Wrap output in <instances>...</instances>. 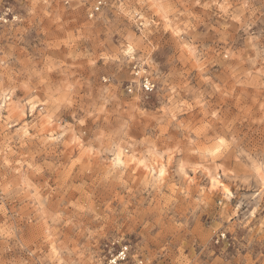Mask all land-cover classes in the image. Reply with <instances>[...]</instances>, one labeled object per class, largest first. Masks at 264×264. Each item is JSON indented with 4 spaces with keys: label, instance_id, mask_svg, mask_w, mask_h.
Segmentation results:
<instances>
[{
    "label": "rangeland",
    "instance_id": "374dc122",
    "mask_svg": "<svg viewBox=\"0 0 264 264\" xmlns=\"http://www.w3.org/2000/svg\"><path fill=\"white\" fill-rule=\"evenodd\" d=\"M10 2L17 20L0 28V100L9 93L21 107L0 115V264H103L117 239L151 264L261 261L264 0H107L93 16L83 0ZM130 37L136 51L126 57ZM202 71L221 93L213 97ZM39 78L50 83L37 87ZM204 92L219 118L208 117L202 139L183 122L163 140L141 116ZM88 107L98 119L82 129L75 117ZM221 136L228 148L208 155ZM169 144L181 150L163 160L160 187L157 154ZM117 147L154 170L113 164Z\"/></svg>",
    "mask_w": 264,
    "mask_h": 264
},
{
    "label": "snow or ice",
    "instance_id": "6c2138e0",
    "mask_svg": "<svg viewBox=\"0 0 264 264\" xmlns=\"http://www.w3.org/2000/svg\"><path fill=\"white\" fill-rule=\"evenodd\" d=\"M195 4L197 8L199 7H215L217 4H205L204 0H195ZM221 11H227V8L230 7V5H227L225 3H219L218 4ZM189 7H191V4H189ZM174 35L177 37L181 36V33L179 31L174 32ZM136 44L137 41L135 37L129 38V43L127 45L126 51H124V56H132L136 51ZM186 47V45H185ZM51 72L52 69H49ZM202 75L205 77L204 83L207 85L208 88L211 89L213 97H215L217 94L221 93V88L216 87L214 82L211 79H207V74L203 73ZM35 83V80L29 79V82L24 85L26 89L30 90L31 85ZM46 83H50L44 78H39V84L37 87L41 85H45ZM218 83V82H216ZM177 89L173 88L172 92L176 93ZM224 95H227V92L223 93ZM208 93L204 92L202 95H199L196 97V100L186 106H180L177 105L176 107H171L170 105H165L163 111H157L155 114H153L151 117H149V114L147 112L141 113V116L144 118H149L150 121H156L159 124V132L160 136L163 140H167L170 135H172V129L173 128H180L183 129L185 127V123L187 122L188 125V134L191 136L193 131H195L196 135L192 136V138L195 140L196 136H200L201 139L204 135H207V129H208V117H212L213 119H218V113L214 108L211 106L212 102L208 100L207 97ZM189 100H191V96H189ZM133 103V108L131 109L132 118L135 119L136 117V107L139 106L138 102L130 101ZM28 103H31V101H28ZM67 103V101H65ZM86 103H88L86 101ZM99 110L101 112L105 111L104 107H101L100 105H97ZM189 109H191V112L189 113ZM51 119V118H49ZM77 119L79 125L82 129L87 128L88 126L92 125V122L94 119H98L96 112L91 108H85L80 110V114L75 117ZM28 133L25 132V136H27ZM21 147H25V145H21ZM169 152H160L158 153V157L160 160V163L156 165V167L159 169L158 175L153 176V179L156 181V184L160 187H163L168 181H167V175H168V169L164 166L163 160L167 158L169 161H171L172 154H175L177 151L181 150L180 146L177 148H172L171 145H167ZM228 148V142L226 139L221 136L218 139L215 140V142L211 145H209L207 149V154L213 157L223 155L225 150ZM123 155V153H121ZM20 161L17 160L16 164H19ZM117 164H120L121 161L119 158H117L116 161ZM143 164V162H142ZM5 167H11V164L9 160L6 158L4 160ZM29 167H31V164H29ZM185 165H181L180 172L181 175L184 176V179L187 181L188 177L185 175ZM257 176L259 179L264 180V160L261 161L260 167L255 169ZM215 181H213V184L215 185ZM175 187V186H173ZM227 191V189H225ZM85 211L89 209H83ZM253 213L255 214L254 210ZM260 230L262 233H264V223L260 225ZM214 238V237H212ZM262 253H264V248L261 249ZM240 264H245V261L241 260ZM253 264H264V257H262L261 261H255Z\"/></svg>",
    "mask_w": 264,
    "mask_h": 264
},
{
    "label": "built area",
    "instance_id": "2783aa9c",
    "mask_svg": "<svg viewBox=\"0 0 264 264\" xmlns=\"http://www.w3.org/2000/svg\"><path fill=\"white\" fill-rule=\"evenodd\" d=\"M107 0H83L87 5L90 16L98 13L106 4ZM17 20L10 0H0V28ZM150 81L145 82V88L151 89ZM103 264H151L145 257L136 256L131 259V247L127 241L122 239L113 240L106 246Z\"/></svg>",
    "mask_w": 264,
    "mask_h": 264
},
{
    "label": "bare ground",
    "instance_id": "6f19581e",
    "mask_svg": "<svg viewBox=\"0 0 264 264\" xmlns=\"http://www.w3.org/2000/svg\"><path fill=\"white\" fill-rule=\"evenodd\" d=\"M158 6V5H157ZM2 92V91H1ZM9 94V93H8ZM8 94H5L4 93V96L3 98L0 100V115H1V110H5L6 112H9L10 114L12 115H16L18 113H20L19 111V108L21 107L20 106V103L19 101H16V102H12L11 100V95L9 94V96H7ZM12 94V93H11ZM35 105H30V111H33L34 110ZM21 117H23V114H20ZM25 131L28 132L29 130L25 128ZM29 133V132H28ZM60 136H64V140H71L73 141V145L74 147H77L78 146V143H79V140H78V136L76 135H73V134H69L65 131H62L61 132V135ZM121 153H123V150L120 148V147H117L115 152H114V155H113V158H112V163L113 164H116V165H123V166H128L129 164H136L137 167H143L146 172H152L154 170V167L153 166H150L148 165L147 162H142L141 161H137L134 157V154H131V155H128V156H125L124 153L123 155H121ZM117 158L120 159L121 163L120 164H117L116 161H117ZM154 161V160H153ZM158 163V162H157ZM139 165V166H138ZM156 173L158 174L159 173V169L156 171ZM210 173V172H209ZM217 173V172H216ZM208 177L213 181H215V189L216 190H220L224 195H228L230 196L231 195V192H230V189L225 185L224 182L222 181H219V180H216L215 176H213L212 173H210L208 175ZM190 178V177H189ZM193 178V177H192ZM191 178V179H192ZM218 179V178H217ZM263 184H264V180H262ZM225 189H227V191H225Z\"/></svg>",
    "mask_w": 264,
    "mask_h": 264
}]
</instances>
